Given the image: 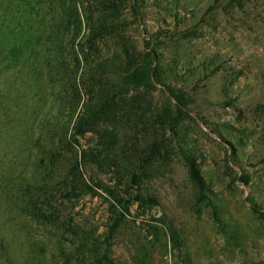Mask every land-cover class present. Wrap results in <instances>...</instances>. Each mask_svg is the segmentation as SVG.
<instances>
[{"label":"rangeland","instance_id":"rangeland-1","mask_svg":"<svg viewBox=\"0 0 264 264\" xmlns=\"http://www.w3.org/2000/svg\"><path fill=\"white\" fill-rule=\"evenodd\" d=\"M63 1L0 0V51L13 29L30 28L33 40L31 77L0 73L9 90L0 96V264H59L62 252H74L92 231L91 240L101 242L111 205L125 220L111 240L109 264H264L257 213H264V0H75L82 28L73 48L72 18L65 27L71 6ZM113 6L116 14L85 44L86 14L96 19ZM60 22L62 31L48 35ZM75 55L82 69L105 67L110 86L143 71L153 81L128 91L122 120L95 128L112 139L116 159L109 171L87 167L90 184L100 187L69 202L56 192L63 162L54 164L55 174L47 171L53 151L71 154L57 136L73 121V80L81 99L74 119L88 98L84 71L73 75ZM166 86L182 92L184 113ZM96 134L79 138L76 151L98 145ZM133 152L141 155L136 183L127 170ZM185 158L195 161L215 216L207 200L199 202ZM47 176L54 222L36 218L31 207L34 180ZM69 217L81 229L75 238L63 229ZM71 254V264L89 257L87 249Z\"/></svg>","mask_w":264,"mask_h":264},{"label":"trees","instance_id":"trees-1","mask_svg":"<svg viewBox=\"0 0 264 264\" xmlns=\"http://www.w3.org/2000/svg\"><path fill=\"white\" fill-rule=\"evenodd\" d=\"M37 1L39 3L40 0ZM75 2V0H69L71 8L66 21V23L68 24L67 26H65L66 29H69L70 26L74 24L73 33L70 34L69 39L72 48L76 46L75 41L80 35V31L82 28L81 14L78 12V8L76 7ZM106 2L107 0H100V3L102 5ZM60 3L62 4V6L65 5L64 1L63 3ZM104 9H101L102 11L99 16L96 17V19L93 18V14L91 12L86 14L88 17L87 26L89 28V34L88 39L85 41V44H90L92 36L99 33L101 31V28H104V26H106L104 23L108 21L110 16L115 15L117 10L116 6L107 8V10ZM70 18L73 19L72 24L70 23ZM61 26V22L55 26L49 25L47 27L48 35H51L52 32H55L56 35H58V33L62 31ZM30 30L31 29L28 28L24 32L22 31L19 34H15V31L13 29V35L7 40V50H5V52L2 50L0 51V73L2 71L7 72L10 70L13 72V74L15 72L16 75L23 73L26 77H31L27 72L28 70L33 71L31 69L32 67H26L31 58V56L27 54V52L32 51L33 43V40L30 37ZM80 46H82V44ZM74 59L75 70L77 71H75L73 75L77 74L79 69H82V61L79 59V56L75 55ZM128 64H130V62H128ZM85 66L86 67H83L82 69V71H84V77H81V79L83 82V86L86 87V96L88 97L87 101L83 102L81 106V113L74 119L73 114L75 113L76 106L78 107L79 103H81V99L80 92L77 90L73 80L71 82V86L74 89V92L71 91V99L69 101V105L72 103V100H75L76 103L72 111L73 113L70 114V118L71 120L73 119V121L70 122L69 120V128L66 127L63 135L58 134L57 136L59 144H62L65 148H67V150L71 149L73 151L70 150L71 154L69 156L67 154H61L60 149H56L55 151H53L52 158L54 159V161L52 162V164H49L47 171L48 174H55L57 168L54 164L63 162L62 165L59 164L65 170L63 176H60L61 180L59 181V185L63 186V189L58 187L56 189V192L63 191V199L69 202H71L73 198L76 199L82 195L96 194L95 188L100 187L99 184H90V180L87 179L89 177L87 176V172L85 170L87 167H96L97 171H109L114 160L116 159V152L118 149L110 147L112 139L107 138L105 134L95 132V128L99 127L100 124H106L110 120H117L118 117L119 120H122L124 118V114H122V109L124 107L123 104L125 103V98L128 95V91L131 88H136V86H139L142 83V86L146 88V85H150L153 81V76H151L149 72L143 71L140 74H130L129 77L125 78L126 80H124L122 84L110 86L106 80L105 67H103L101 64L92 65L91 63H88ZM17 68H19L21 71ZM129 71L130 70L128 69L127 72ZM15 79L17 78H14V80ZM17 87H15L17 92H21L20 89L22 88H20V86ZM95 88L97 89V92H95ZM166 90L169 95L175 99V107L177 109V112L184 113L182 111V108L185 107V99L183 98L184 95L182 94V92L176 91L168 86H166ZM2 91H4L5 94L9 92V90L0 85V96ZM10 93L12 92L10 91ZM175 122H177V120L174 116H172L170 123L173 125ZM68 131H71L70 135H67ZM87 133H97L96 135H98L100 139L98 142L99 144L94 148L82 149L77 152L75 147L79 146V138L84 137ZM139 155L140 153L133 152L129 158V162L132 163L128 165L129 169L127 167L128 175H130L131 181L133 183H136V179L138 177V164L140 165L139 161L141 159L138 158ZM132 159L135 161V163L132 161ZM185 162L189 177L197 187V192L200 195L199 202L207 200V205L212 209V213L215 216V207L213 206L212 202H210L209 198L205 196V183L202 179V176L200 175V171L195 161L190 158H185ZM49 180L51 181L49 176H47L46 180H44L43 177L34 180L35 187H33L34 196L32 198L36 200H32L33 202L31 201V207L36 218L45 219L46 222H54L57 212V210L52 205V200H55V195L53 194L55 189L53 190ZM117 202L120 203L121 200L117 199ZM43 205L50 208L52 212L48 213L42 207ZM110 209V221L112 223L108 225V228L104 234V239L100 242L99 236L97 237L99 240L97 238L91 240V238H93L92 234L94 231L89 232L87 234L88 237L84 241L80 242V245L78 246V248H81V250H78L77 248V251L75 250L76 252H62L63 259L59 264H71V261L73 259V254L71 253L80 254L81 252V255L84 256L85 254L83 253L86 249L88 251L89 257H84L77 260L76 264L111 263V260L109 259L110 247L112 245L111 240L116 236L120 224L124 222L125 215L123 213L115 215V213L113 212L115 211L114 205H111ZM257 213L261 216L262 219H264V213ZM112 215H115V217L113 218ZM63 226V229L66 232H70V234L74 238L80 234L81 229L78 227L75 228V225H73V219L71 217L63 221ZM100 249H102L101 253ZM78 257L79 256L77 255V258Z\"/></svg>","mask_w":264,"mask_h":264}]
</instances>
